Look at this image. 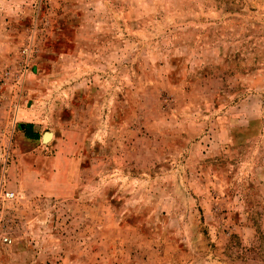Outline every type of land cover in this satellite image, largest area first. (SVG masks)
I'll return each instance as SVG.
<instances>
[{
    "label": "rangeland",
    "instance_id": "rangeland-1",
    "mask_svg": "<svg viewBox=\"0 0 264 264\" xmlns=\"http://www.w3.org/2000/svg\"><path fill=\"white\" fill-rule=\"evenodd\" d=\"M0 264H264V0H0Z\"/></svg>",
    "mask_w": 264,
    "mask_h": 264
},
{
    "label": "crops",
    "instance_id": "crops-1",
    "mask_svg": "<svg viewBox=\"0 0 264 264\" xmlns=\"http://www.w3.org/2000/svg\"><path fill=\"white\" fill-rule=\"evenodd\" d=\"M30 127V126H29ZM23 132H25V134H27V133H29L30 131H29V128L27 127V126H25V127H23ZM31 137H32V139H29V140H31V141H38L39 139H40V136H39V134H38V132L37 131H34L33 133H32V135H31Z\"/></svg>",
    "mask_w": 264,
    "mask_h": 264
},
{
    "label": "water",
    "instance_id": "water-1",
    "mask_svg": "<svg viewBox=\"0 0 264 264\" xmlns=\"http://www.w3.org/2000/svg\"><path fill=\"white\" fill-rule=\"evenodd\" d=\"M52 134L51 133H47L44 137L45 141H48L51 138Z\"/></svg>",
    "mask_w": 264,
    "mask_h": 264
},
{
    "label": "built area",
    "instance_id": "built-area-1",
    "mask_svg": "<svg viewBox=\"0 0 264 264\" xmlns=\"http://www.w3.org/2000/svg\"><path fill=\"white\" fill-rule=\"evenodd\" d=\"M7 197H8V198H13V197H14V194H13V193H12V194L8 193V194H7Z\"/></svg>",
    "mask_w": 264,
    "mask_h": 264
},
{
    "label": "trees",
    "instance_id": "trees-1",
    "mask_svg": "<svg viewBox=\"0 0 264 264\" xmlns=\"http://www.w3.org/2000/svg\"><path fill=\"white\" fill-rule=\"evenodd\" d=\"M29 138H30V136H29Z\"/></svg>",
    "mask_w": 264,
    "mask_h": 264
}]
</instances>
